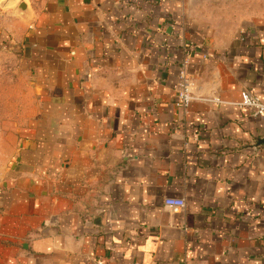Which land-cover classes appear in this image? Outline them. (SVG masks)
<instances>
[{"label":"crops","instance_id":"obj_1","mask_svg":"<svg viewBox=\"0 0 264 264\" xmlns=\"http://www.w3.org/2000/svg\"><path fill=\"white\" fill-rule=\"evenodd\" d=\"M243 91L264 0H0V264H264Z\"/></svg>","mask_w":264,"mask_h":264},{"label":"built area","instance_id":"obj_2","mask_svg":"<svg viewBox=\"0 0 264 264\" xmlns=\"http://www.w3.org/2000/svg\"><path fill=\"white\" fill-rule=\"evenodd\" d=\"M179 69L177 75L176 89H177V105L183 108L195 100L208 101V102H221L217 97L210 96H198L193 93V82L188 76L185 64ZM241 107H247L251 110V113L255 117H260L264 120V102L261 101L256 95L243 91L241 93L240 100L236 103ZM164 204L172 207L173 209H181L184 207V200L182 198L166 197L164 198ZM128 264H141L139 262H131Z\"/></svg>","mask_w":264,"mask_h":264},{"label":"water","instance_id":"obj_3","mask_svg":"<svg viewBox=\"0 0 264 264\" xmlns=\"http://www.w3.org/2000/svg\"><path fill=\"white\" fill-rule=\"evenodd\" d=\"M21 1H23V4H24V2L26 3L28 0H21Z\"/></svg>","mask_w":264,"mask_h":264}]
</instances>
